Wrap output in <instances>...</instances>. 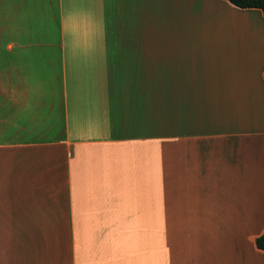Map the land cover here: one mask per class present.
<instances>
[{
  "label": "crops",
  "instance_id": "obj_1",
  "mask_svg": "<svg viewBox=\"0 0 264 264\" xmlns=\"http://www.w3.org/2000/svg\"><path fill=\"white\" fill-rule=\"evenodd\" d=\"M245 18L264 37L229 0H0V224L48 226L19 264H264Z\"/></svg>",
  "mask_w": 264,
  "mask_h": 264
},
{
  "label": "rangeland",
  "instance_id": "obj_2",
  "mask_svg": "<svg viewBox=\"0 0 264 264\" xmlns=\"http://www.w3.org/2000/svg\"><path fill=\"white\" fill-rule=\"evenodd\" d=\"M261 25L257 23L255 19L250 20V24L247 22V18L243 21L241 40L245 43L244 48L242 49V56L246 58L249 65L251 66L253 63H257L258 65L264 62V37L261 34ZM49 33L39 34L37 37H41L43 40H48L50 38ZM60 37V34H58ZM165 36V34H164ZM163 33L156 32L155 33V43L157 48V52L162 51V43L163 40H167V37H164ZM38 39V38H37ZM182 40L188 41L189 38H182ZM161 56L160 59L156 61V64H161ZM172 71L177 72V68H174ZM57 227V226H56ZM211 230L215 229V232L219 231V227H222V230L229 229L231 232L236 226H210ZM257 226H246L250 232L255 231ZM48 226H35V225H16V226H8L0 224V264H19L20 255L23 254V259L31 260L34 255V251L36 249L37 243L41 237V233L45 232ZM177 226H171V232ZM182 228L186 233H199L197 226H180V230ZM204 229L203 226H199ZM202 232V230H201ZM246 233V230H245ZM183 235V234H182ZM47 236V235H46Z\"/></svg>",
  "mask_w": 264,
  "mask_h": 264
},
{
  "label": "trees",
  "instance_id": "obj_3",
  "mask_svg": "<svg viewBox=\"0 0 264 264\" xmlns=\"http://www.w3.org/2000/svg\"><path fill=\"white\" fill-rule=\"evenodd\" d=\"M242 8H260L264 13V0H229ZM256 245L264 250V232L256 238Z\"/></svg>",
  "mask_w": 264,
  "mask_h": 264
}]
</instances>
